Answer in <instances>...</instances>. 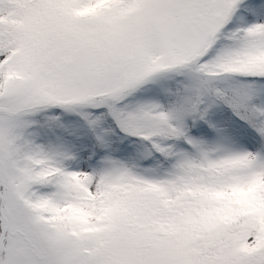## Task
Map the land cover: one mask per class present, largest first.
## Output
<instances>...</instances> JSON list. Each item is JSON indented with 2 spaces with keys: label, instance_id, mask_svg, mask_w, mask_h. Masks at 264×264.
<instances>
[{
  "label": "snow or ice",
  "instance_id": "snow-or-ice-1",
  "mask_svg": "<svg viewBox=\"0 0 264 264\" xmlns=\"http://www.w3.org/2000/svg\"><path fill=\"white\" fill-rule=\"evenodd\" d=\"M0 264H264V0H0Z\"/></svg>",
  "mask_w": 264,
  "mask_h": 264
}]
</instances>
